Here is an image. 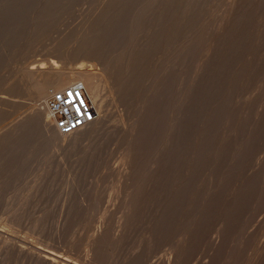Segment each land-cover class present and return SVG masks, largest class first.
Returning a JSON list of instances; mask_svg holds the SVG:
<instances>
[{
    "label": "rangeland",
    "instance_id": "obj_1",
    "mask_svg": "<svg viewBox=\"0 0 264 264\" xmlns=\"http://www.w3.org/2000/svg\"><path fill=\"white\" fill-rule=\"evenodd\" d=\"M50 61L113 69L100 113L125 131L69 151L19 134L21 79ZM0 111V264H37L20 249L36 244L81 264H264V0H0Z\"/></svg>",
    "mask_w": 264,
    "mask_h": 264
},
{
    "label": "bare ground",
    "instance_id": "obj_2",
    "mask_svg": "<svg viewBox=\"0 0 264 264\" xmlns=\"http://www.w3.org/2000/svg\"><path fill=\"white\" fill-rule=\"evenodd\" d=\"M58 64H60V63H58ZM58 64L55 63L54 61H50V64L48 67H40L39 68L38 76L34 75V74H37V72L35 71L36 73H34V70H33L35 68H38L37 64H36V66L32 65L33 67L28 68L25 76L22 77L21 80L27 81L29 84V85L28 84L27 85L30 86L29 89L26 88L30 92L27 90H25V91L33 94L34 98L32 97L33 101H31V102H33V103H31V105H32L31 112L28 115H26L24 119H21V122L19 121L20 124H19V126H17L19 134L21 131L23 133L26 130H28L27 132L30 133V131H33L36 128L41 127L45 131L47 137L54 143V145L57 148L61 147L63 150L65 149V150L69 151L71 148H77V147L82 148V146L84 148L87 145L85 143L86 139H87V141L88 140L91 141L92 139L94 140V138L96 136H99L100 134H103V133L107 134L109 136L110 135L115 136V134L119 133L121 130H122V132H123V130L125 131V128L128 127L129 125L127 126V124L124 123V119H123L122 115H120V114L115 115L114 112L112 114L110 113L109 115L113 116V119L110 120L109 119L110 116L107 117L108 114L100 113L101 112L100 109L102 107V104L100 102V100H101L100 99V97H101L100 96V89L102 86L105 87L104 91L106 90V87L108 88V80H109V78H111V76L114 77L115 71L113 69L112 70L110 69L108 72L102 73V72L92 70V69L79 70L77 68H69V67H68L69 69H66L64 67H61ZM75 81L81 82L83 84L84 92L86 93L89 101L91 102L93 109L95 111V114H97V113L98 114H97V116H95V118L92 122L85 124L83 127L79 128L78 130H76L71 135L60 136L56 133V131H55L56 129L54 128L52 119L50 118L48 111L46 109V99L51 95L52 91L64 88L65 86H67V85H69ZM22 82H20V83L22 84ZM21 84H20V87H21ZM27 85L25 87H27ZM23 88H24V86H23ZM109 96L111 97V94ZM29 97H30V95H29ZM110 99H112V98H110ZM113 103L114 102H112V105H114ZM0 112H2V111H0ZM146 114H148V113H145L144 116H146ZM140 118L142 120V117H140ZM140 118H139V122H137V120L135 122H137V123L143 122L144 123L143 120L140 122ZM147 119H148V117H147ZM109 122H111V124ZM143 123H142V126L144 125ZM125 124H126V126H125ZM132 124H133L132 126H134V123H132ZM135 125L138 126L137 124H135ZM145 125H147V124L145 123ZM145 125H144V127H145ZM89 126H90V128L88 129ZM134 127L131 128V126H130L129 129L127 128L128 130H126V132L130 131L131 133L135 130L132 133L131 137H130V132L129 133L127 132L128 133L127 136H129L131 139H130V151L127 154L126 158H128L130 160V157L131 158L133 157L132 160L130 161V163H133V160L137 155V153H136L137 145L136 144L138 142H136V141L138 140L139 136H142V135L144 136L143 133L145 132V129L144 128L142 129L141 126H140V128H141V130H144L143 132L141 130L139 131V129H136ZM85 128L89 130L88 135L87 136L84 135L83 137H78L77 134L82 132V130ZM130 129H133V131H131ZM13 132L12 133L15 135V131H13ZM123 134H125V133H123ZM117 135H119V134H117ZM120 135H122V134H120ZM127 136L125 135V137H127ZM66 137H69V138H66ZM129 137H128V140H129ZM140 139H142V138L140 137ZM88 143H90V142H88ZM93 144H94V142H93ZM92 146H94V145H92ZM89 148L91 149V151H93L95 149L94 148L92 150V147H90V146H89ZM87 150H88V148H87ZM128 150H129V148H128ZM88 151L91 152L90 150H88ZM124 156H126V155H124ZM128 159H127V162H129ZM1 236H3L4 239L1 238L0 242H2V240H6V242L9 240L8 242L12 244V242H10V240L14 241L5 232H2ZM6 242H4L3 244H5ZM11 244H7V245L8 246L9 245L10 246H16V244H14V243H13V245H11ZM20 249L23 250V251H21L22 253L25 252L26 254L25 253L24 254L26 256H29L31 258V260L35 261L37 264H81L79 261L73 259V257L69 256L68 254L61 253L62 251L60 252L58 250H54V249L48 248L46 246L42 247V245L38 246L36 244V246H31L30 248H26V249L20 248Z\"/></svg>",
    "mask_w": 264,
    "mask_h": 264
},
{
    "label": "built area",
    "instance_id": "obj_3",
    "mask_svg": "<svg viewBox=\"0 0 264 264\" xmlns=\"http://www.w3.org/2000/svg\"><path fill=\"white\" fill-rule=\"evenodd\" d=\"M46 109L59 135L68 136L92 122L95 111L81 82L75 81L52 91L46 99Z\"/></svg>",
    "mask_w": 264,
    "mask_h": 264
}]
</instances>
